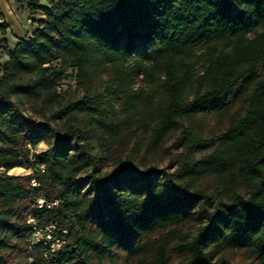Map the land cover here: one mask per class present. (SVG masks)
Listing matches in <instances>:
<instances>
[{
	"label": "trees",
	"instance_id": "16d2710c",
	"mask_svg": "<svg viewBox=\"0 0 264 264\" xmlns=\"http://www.w3.org/2000/svg\"><path fill=\"white\" fill-rule=\"evenodd\" d=\"M28 9L43 17L0 75V264L23 250L28 264H103L130 240L133 264H236L230 253L264 264V0H28ZM70 68L82 95L65 104L57 87ZM26 102L41 120L23 113ZM210 113L227 117L214 137L197 122ZM176 132V168L154 186L139 183L158 170L138 171L135 145L96 170V145L110 158L129 135L149 148ZM41 142L48 148L33 152ZM29 216L65 229L64 243H30Z\"/></svg>",
	"mask_w": 264,
	"mask_h": 264
},
{
	"label": "rangeland",
	"instance_id": "374dc122",
	"mask_svg": "<svg viewBox=\"0 0 264 264\" xmlns=\"http://www.w3.org/2000/svg\"><path fill=\"white\" fill-rule=\"evenodd\" d=\"M41 3L45 5H51L55 3L57 0H40ZM15 10L18 13L24 14V22L21 27H14L6 33L5 35L0 34V75L2 73L3 63L8 58V53L11 48L14 46L16 40L20 38H27L33 29L37 26V20L43 15L40 12L31 13L28 10V0H15ZM5 36V38H2ZM54 64H57L55 62ZM57 91L62 98L63 103H67L68 101L80 97L82 95V91L77 86L76 79V69L70 68L61 78L58 83ZM38 106H35L29 102H26L23 107L24 114L32 115L37 121L41 120L40 112L38 111ZM198 123H200V127L203 129L204 134L208 137H214L219 132H221L226 124L227 117L222 119L217 118V116L212 115L211 113L202 117L199 116ZM196 123V125H199ZM178 132L172 133L170 137L156 147L147 148L146 145V136L143 134L138 135H129V142L124 144V146L117 147L114 144L111 152L112 156L107 158L105 154L99 151V147L96 145V151L99 153V159L96 163V170L99 172L110 171L114 168L119 162L118 158H123L126 155L130 148L135 145L139 148V155L135 156L134 164L137 166L138 171H142L144 167L147 166H155L158 170L157 175H151L147 180H140L139 183H143L144 187L154 186L158 182V178L174 171L176 168L175 155L180 151V145L176 144L175 140ZM48 148V146L41 142L34 147H31L33 152H43ZM207 148L206 150H208ZM42 166L35 165L34 168H24V167H16L14 169H10L8 171L9 174L13 175H27L33 173L36 169H40ZM3 171V169L1 170ZM147 181V182H146ZM125 189V186H123ZM191 225V224H190ZM191 231H194L192 228ZM133 240H130L126 245L121 244L117 245L113 248L111 253L107 255L103 264H109L110 259H115L116 264H133V259L129 255V248L127 245H130ZM230 258L234 260L236 264H259L258 261L253 259H247L240 254L230 253L228 254ZM32 258L28 257L25 250L15 252L8 258L7 264H28L31 263ZM178 262L177 257H173L169 264H176Z\"/></svg>",
	"mask_w": 264,
	"mask_h": 264
},
{
	"label": "built area",
	"instance_id": "2783aa9c",
	"mask_svg": "<svg viewBox=\"0 0 264 264\" xmlns=\"http://www.w3.org/2000/svg\"><path fill=\"white\" fill-rule=\"evenodd\" d=\"M42 201L43 200L40 199L39 203L41 204ZM28 222L33 223V232L29 239L30 243L42 242L49 245L51 250L59 248L64 243V237L57 233L60 229L56 228L54 224L38 226L34 222V218L32 216L28 217ZM60 231L66 233L65 229H61Z\"/></svg>",
	"mask_w": 264,
	"mask_h": 264
},
{
	"label": "crops",
	"instance_id": "0c3cea01",
	"mask_svg": "<svg viewBox=\"0 0 264 264\" xmlns=\"http://www.w3.org/2000/svg\"><path fill=\"white\" fill-rule=\"evenodd\" d=\"M15 4V0H0V23L7 25L6 33H9L14 27H21L25 20L23 18L25 13H18L15 10ZM5 36H2V38H5Z\"/></svg>",
	"mask_w": 264,
	"mask_h": 264
},
{
	"label": "bare ground",
	"instance_id": "6f19581e",
	"mask_svg": "<svg viewBox=\"0 0 264 264\" xmlns=\"http://www.w3.org/2000/svg\"><path fill=\"white\" fill-rule=\"evenodd\" d=\"M14 168H16V167H14ZM14 168H13V169H14Z\"/></svg>",
	"mask_w": 264,
	"mask_h": 264
}]
</instances>
